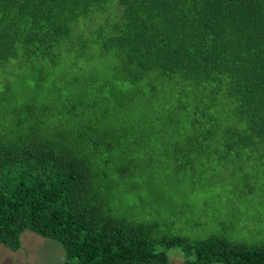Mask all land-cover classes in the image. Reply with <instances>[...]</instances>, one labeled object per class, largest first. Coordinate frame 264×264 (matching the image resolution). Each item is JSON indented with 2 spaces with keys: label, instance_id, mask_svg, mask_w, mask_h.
<instances>
[{
  "label": "trees",
  "instance_id": "16d2710c",
  "mask_svg": "<svg viewBox=\"0 0 264 264\" xmlns=\"http://www.w3.org/2000/svg\"><path fill=\"white\" fill-rule=\"evenodd\" d=\"M93 50L114 60L123 82L147 85L152 107L169 91L172 112L190 119L185 144H173L188 159L185 172L194 174L195 158L237 164L264 151V0H0V94L9 65L58 67L67 57L72 66ZM90 76L79 82L90 86ZM11 110L18 112H0L5 246L18 250L30 229L63 246V264H166L171 248L182 264H264V242L189 239L119 212L104 167L115 146L105 164L94 157L110 135L98 117L110 115L87 114L66 127L53 120L50 101Z\"/></svg>",
  "mask_w": 264,
  "mask_h": 264
},
{
  "label": "rangeland",
  "instance_id": "374dc122",
  "mask_svg": "<svg viewBox=\"0 0 264 264\" xmlns=\"http://www.w3.org/2000/svg\"><path fill=\"white\" fill-rule=\"evenodd\" d=\"M93 51L92 59L79 57L72 66L67 57L58 67L42 61L9 65L0 112L10 111L13 116L18 112L13 107L19 110L45 100L53 103V120L66 127H76L74 121H84L87 114L110 115L98 117L100 128L110 135L102 139L94 157L105 164L108 147L115 146L112 160L104 167L119 212L155 219L167 233L189 239L219 235L246 243L264 242V151H254L249 161L239 159L237 164L217 155L213 160L195 158L190 166L194 174L185 172L181 163L188 159L180 151L176 156L173 144L176 138L180 146L185 144L190 119L172 112L175 100H170L169 91L162 89L157 106L152 107L147 85L123 82L114 60ZM91 74L92 84L82 85ZM68 108L71 115L65 112ZM120 168L128 178H120ZM20 240L18 250L0 242V264H63L65 251L57 241L30 229L22 232ZM168 256L166 264L183 262L177 248H171Z\"/></svg>",
  "mask_w": 264,
  "mask_h": 264
}]
</instances>
